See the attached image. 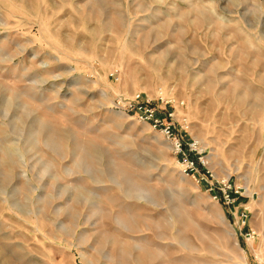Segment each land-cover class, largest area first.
I'll return each instance as SVG.
<instances>
[{
  "label": "rangeland",
  "instance_id": "374dc122",
  "mask_svg": "<svg viewBox=\"0 0 264 264\" xmlns=\"http://www.w3.org/2000/svg\"><path fill=\"white\" fill-rule=\"evenodd\" d=\"M158 89L185 102L198 174L113 105ZM222 182L250 202L251 243L212 196ZM254 253L264 260V0H0V264Z\"/></svg>",
  "mask_w": 264,
  "mask_h": 264
},
{
  "label": "built area",
  "instance_id": "2783aa9c",
  "mask_svg": "<svg viewBox=\"0 0 264 264\" xmlns=\"http://www.w3.org/2000/svg\"><path fill=\"white\" fill-rule=\"evenodd\" d=\"M117 80L119 77L115 71L110 73ZM114 107L119 108L129 115L147 122L149 126L161 132L169 142L177 160L186 174H198L204 166V158L199 148V142L194 137L187 135L190 121L182 110L184 100L176 99L168 91L158 89L152 96L142 90H137L128 96L117 95ZM181 109L179 111L178 109ZM209 189H214L211 184ZM218 193L212 196L216 201L226 205L229 213L233 216L235 231L245 241H253L256 230L247 226L250 215V202L241 196L238 188L230 183L222 182ZM259 254L254 253L257 264H264Z\"/></svg>",
  "mask_w": 264,
  "mask_h": 264
},
{
  "label": "crops",
  "instance_id": "0c3cea01",
  "mask_svg": "<svg viewBox=\"0 0 264 264\" xmlns=\"http://www.w3.org/2000/svg\"><path fill=\"white\" fill-rule=\"evenodd\" d=\"M227 212H229V210H228V208H227ZM232 216V215H231ZM233 217V216H232ZM234 227V226H233ZM234 230H235V227H234ZM236 232V231H235ZM237 233V232H236ZM238 234V233H237ZM243 241H245V240H243ZM254 241V240H253ZM245 242H247V243H251L250 241L248 242V241H245Z\"/></svg>",
  "mask_w": 264,
  "mask_h": 264
},
{
  "label": "bare ground",
  "instance_id": "6f19581e",
  "mask_svg": "<svg viewBox=\"0 0 264 264\" xmlns=\"http://www.w3.org/2000/svg\"><path fill=\"white\" fill-rule=\"evenodd\" d=\"M178 110H179V111H181V109H180V108H179ZM250 242H253V241H250ZM259 258H260V256H259ZM260 259H261V258H260Z\"/></svg>",
  "mask_w": 264,
  "mask_h": 264
}]
</instances>
